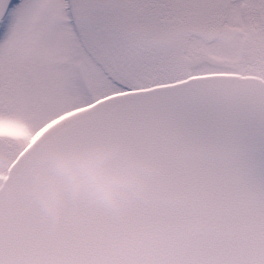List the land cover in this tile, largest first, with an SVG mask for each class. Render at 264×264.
Masks as SVG:
<instances>
[{"label": "snow or ice", "instance_id": "obj_1", "mask_svg": "<svg viewBox=\"0 0 264 264\" xmlns=\"http://www.w3.org/2000/svg\"><path fill=\"white\" fill-rule=\"evenodd\" d=\"M0 264H264V0H0Z\"/></svg>", "mask_w": 264, "mask_h": 264}, {"label": "rangeland", "instance_id": "obj_2", "mask_svg": "<svg viewBox=\"0 0 264 264\" xmlns=\"http://www.w3.org/2000/svg\"><path fill=\"white\" fill-rule=\"evenodd\" d=\"M0 131H9V132H12L13 134H15L18 132V129H15V128L10 127V126H6V127L0 128Z\"/></svg>", "mask_w": 264, "mask_h": 264}]
</instances>
